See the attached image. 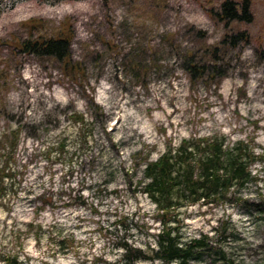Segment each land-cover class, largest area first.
Segmentation results:
<instances>
[{
  "label": "rangeland",
  "instance_id": "obj_1",
  "mask_svg": "<svg viewBox=\"0 0 264 264\" xmlns=\"http://www.w3.org/2000/svg\"><path fill=\"white\" fill-rule=\"evenodd\" d=\"M222 1L0 0V264H132L125 241L148 256L135 264H165L163 206L180 246L210 238L189 264H264V210L252 205L264 206V161L249 158L264 155V0L238 26L212 16ZM32 19L41 34L70 20L84 79L19 50ZM236 27L250 41L222 45ZM216 45L226 75L191 82L184 55L208 60ZM164 156V173L147 176L145 159ZM204 162L223 177L248 163L251 176L231 200L196 201L186 176L203 178Z\"/></svg>",
  "mask_w": 264,
  "mask_h": 264
},
{
  "label": "trees",
  "instance_id": "obj_2",
  "mask_svg": "<svg viewBox=\"0 0 264 264\" xmlns=\"http://www.w3.org/2000/svg\"><path fill=\"white\" fill-rule=\"evenodd\" d=\"M253 2L252 0H223L220 3L218 9L211 11L214 19L223 23L225 26H238L236 24H246L253 21L252 12ZM41 20L32 19L29 21L31 30L29 35L19 40L18 48L21 52L27 55H35L37 57L46 58L48 60H54L61 66L63 73L69 78L78 81V79L85 78L84 64L76 60L73 57L72 45L75 38V33L72 28L70 20H65L61 24V28L56 30L52 34H41L40 27ZM250 41V33L247 30H241L240 28H232L221 40L222 45H240ZM116 49V48H115ZM208 49V48H206ZM212 56L208 60H201L194 52H189L184 55V69L190 76V81L195 83L204 77L210 78V81H220L226 72H222L220 69L219 61L221 58L218 56V45L210 48ZM127 58V53H125ZM141 54L136 53V56L130 60V69L133 76L140 79L145 70L144 59L140 57ZM90 107L97 113L103 112V109L90 102ZM77 120H83L84 117L77 112L71 113ZM15 137L17 134L12 132ZM8 135L0 138V142L3 139L7 140ZM10 140V139H9ZM8 141V140H7ZM11 143V140L10 142ZM186 143V142H185ZM184 143V144H185ZM250 161H264V155L257 156L254 152L249 153ZM145 173L153 179L167 169L170 165L168 157H161L156 161H149L145 159ZM210 163H202V171L205 174L203 178H195L194 173L189 171L186 176L187 184L190 188V192L194 197V200L209 203L210 201L227 199L231 200L229 196L232 184L234 181H238L239 185H245L246 181L250 178L251 173L248 169V163L239 164L234 170L223 177L218 173H212L208 170ZM2 173H5V168L2 169ZM1 179V174H0ZM160 181L154 180L149 184L147 188L148 193L154 191V187H159ZM2 187H0V194ZM81 196V195H79ZM257 210H264L263 204H252ZM161 222H163V230L158 233L159 249L155 252V257L163 260L165 264H172L174 261H179L180 264H189V261L194 258H198L207 248L210 247V238L208 235H203L199 238H194L187 246L179 245V235L174 234L175 228L170 225V211L168 207H162L161 212L158 213ZM126 253L125 256L130 263L135 264L139 258H148L144 250L141 248L133 247L128 241L123 243Z\"/></svg>",
  "mask_w": 264,
  "mask_h": 264
}]
</instances>
